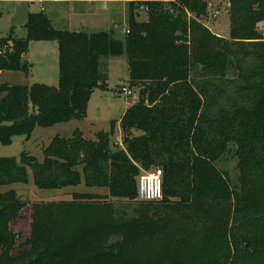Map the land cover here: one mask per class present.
Listing matches in <instances>:
<instances>
[{"label": "trees", "instance_id": "1", "mask_svg": "<svg viewBox=\"0 0 264 264\" xmlns=\"http://www.w3.org/2000/svg\"><path fill=\"white\" fill-rule=\"evenodd\" d=\"M119 1L129 4L123 38L59 30L44 12L29 14L26 37L0 38V73L28 75L31 42H56L59 67L57 86L0 84L2 145L85 119L94 90L108 88L103 59L126 56L140 90L94 140L76 129L53 138L42 162L0 158V186L28 183L29 168L40 189L107 191L41 203L0 192V264H264V0H228V38L202 22L207 0ZM228 155L236 183L218 166ZM153 168L163 199L140 201L141 169Z\"/></svg>", "mask_w": 264, "mask_h": 264}, {"label": "rangeland", "instance_id": "2", "mask_svg": "<svg viewBox=\"0 0 264 264\" xmlns=\"http://www.w3.org/2000/svg\"><path fill=\"white\" fill-rule=\"evenodd\" d=\"M207 1L209 4L208 15L206 20L202 19V22L217 36L228 38L230 28L228 0ZM20 5L22 6V4ZM49 5L54 10H58L59 6H62L59 5V3H49ZM18 8L17 0H0V37L7 36L11 30H14V34L17 37H26L27 31L21 26V15L16 17L12 16V13L18 11ZM37 9H39L37 5L31 6L30 11L37 12L39 11ZM73 9L76 13L82 15L80 19L83 24H87V31L99 32L115 30V37H124L129 12V4L127 2L119 0H99L93 4H75L73 5ZM213 11H219V15L212 16ZM145 17V13H142L141 19H145ZM11 23H14L15 25L12 29L10 25L13 24ZM115 24H120L121 26L117 29L115 28ZM259 26L260 29H264L263 23ZM36 44H39V42H31L29 49L32 57L36 59L33 63L34 66L38 65L39 69L35 70L36 68H31V72L28 75L24 72L2 71L0 74V84L31 85L33 83H47V85L52 86L58 85V71L55 72L52 68L54 65L52 55H48V52L45 49H42L40 55L36 54ZM45 67L47 77H44ZM101 69L105 70L107 73L108 88L106 90H94L89 101L88 114L85 119L72 120L68 123H59L48 128L37 127L30 139H26L25 136H16L13 138V142L10 145L5 146L0 143V158L14 157L19 159L21 154L26 152L29 155L35 156L42 162L44 159L45 147H47L56 136L70 138L76 129H80L85 137L94 140L97 132L109 130L111 121L119 120L132 104H135L140 100V90L137 87L131 88L129 86V67L126 56L103 59L101 62ZM52 72L54 79L50 80V74ZM123 87L130 89L132 94L130 96H125L121 93L119 90ZM116 92H118V94H116ZM116 136L121 138L120 142L123 141L121 131L117 130L112 139L114 145H117L119 142ZM117 146L122 149L120 143ZM122 146L124 147L123 143ZM236 164L237 159L233 155H228L227 159L218 164L222 171L229 174L232 183H236L238 180ZM154 169L155 168L149 171L141 169V176L151 173ZM28 175V183H15L12 185L0 186V192L14 189L24 201L29 203L71 201L74 192H94L102 195L107 194V191L104 189L88 188L84 184L56 190L40 189L34 184L33 173L29 168ZM29 225L30 220L27 217L23 228L20 230L26 237L29 236Z\"/></svg>", "mask_w": 264, "mask_h": 264}, {"label": "crops", "instance_id": "3", "mask_svg": "<svg viewBox=\"0 0 264 264\" xmlns=\"http://www.w3.org/2000/svg\"><path fill=\"white\" fill-rule=\"evenodd\" d=\"M103 1V0H102ZM19 3V4H18ZM49 3H59L58 10H54L50 7ZM93 4L96 3V1H90V0H70V1H55V0H49V1H31V0H17L18 5V11L12 13V16H19L21 15V20L23 26L25 28L26 22L28 20V16L30 13H39L44 12L51 20L53 26L56 29L63 30L67 29L69 31H82L86 30L87 24H83L82 20L80 19L82 15L75 12L73 9V5L75 4ZM22 4V6L20 5ZM39 9L37 12H31L30 8L31 6H35ZM13 25L11 26V29L15 27L14 23H11ZM67 26V27H64ZM26 29V28H25ZM6 36V35H5ZM5 36H1L0 38H3ZM38 43V42H36ZM50 43V44H48ZM36 54L40 55L42 52V49L47 50L48 55L51 54L52 58L54 60L53 69L54 71H58V77H59V67H58V46L56 42H39V44H36ZM36 59L32 57L31 51H29L23 55V61H26L29 65V73L31 72V68L34 67L35 70L39 69V66H34V62ZM52 66V65H51ZM28 73V74H29ZM1 74V73H0ZM26 74V73H25ZM53 72L50 74V80L54 79V76L52 75ZM44 77H47L46 67L44 68ZM47 84V83H46ZM117 94V93H116Z\"/></svg>", "mask_w": 264, "mask_h": 264}, {"label": "built area", "instance_id": "4", "mask_svg": "<svg viewBox=\"0 0 264 264\" xmlns=\"http://www.w3.org/2000/svg\"><path fill=\"white\" fill-rule=\"evenodd\" d=\"M219 11H213L212 16H218ZM120 92L125 96H130L132 91L125 87L120 89ZM121 147L122 142L119 136H116ZM138 199L144 202H157L163 199V172L161 169H156L151 173L140 176L138 181Z\"/></svg>", "mask_w": 264, "mask_h": 264}, {"label": "water", "instance_id": "5", "mask_svg": "<svg viewBox=\"0 0 264 264\" xmlns=\"http://www.w3.org/2000/svg\"><path fill=\"white\" fill-rule=\"evenodd\" d=\"M121 25L120 24H115V28H119Z\"/></svg>", "mask_w": 264, "mask_h": 264}]
</instances>
